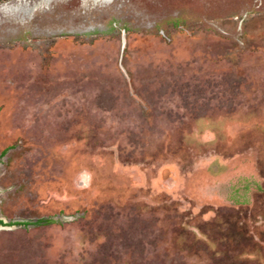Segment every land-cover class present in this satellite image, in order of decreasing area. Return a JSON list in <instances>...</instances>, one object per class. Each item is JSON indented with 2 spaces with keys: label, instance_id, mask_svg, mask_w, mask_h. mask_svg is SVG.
<instances>
[{
  "label": "rangeland",
  "instance_id": "374dc122",
  "mask_svg": "<svg viewBox=\"0 0 264 264\" xmlns=\"http://www.w3.org/2000/svg\"><path fill=\"white\" fill-rule=\"evenodd\" d=\"M0 221V264H264V0L0 14Z\"/></svg>",
  "mask_w": 264,
  "mask_h": 264
},
{
  "label": "bare ground",
  "instance_id": "6f19581e",
  "mask_svg": "<svg viewBox=\"0 0 264 264\" xmlns=\"http://www.w3.org/2000/svg\"><path fill=\"white\" fill-rule=\"evenodd\" d=\"M50 0H16L11 4L0 8V14L13 21L29 22L36 17L38 12L44 10L49 5ZM90 2L91 0H86ZM90 5V4H89Z\"/></svg>",
  "mask_w": 264,
  "mask_h": 264
},
{
  "label": "flooded vegetation",
  "instance_id": "af4514ba",
  "mask_svg": "<svg viewBox=\"0 0 264 264\" xmlns=\"http://www.w3.org/2000/svg\"><path fill=\"white\" fill-rule=\"evenodd\" d=\"M14 1H16V0H11L9 3L1 4V5H0V8H1L2 6H4V5L11 4V3H13Z\"/></svg>",
  "mask_w": 264,
  "mask_h": 264
},
{
  "label": "trees",
  "instance_id": "16d2710c",
  "mask_svg": "<svg viewBox=\"0 0 264 264\" xmlns=\"http://www.w3.org/2000/svg\"><path fill=\"white\" fill-rule=\"evenodd\" d=\"M1 224H3V222H2V221H0V225H1Z\"/></svg>",
  "mask_w": 264,
  "mask_h": 264
}]
</instances>
